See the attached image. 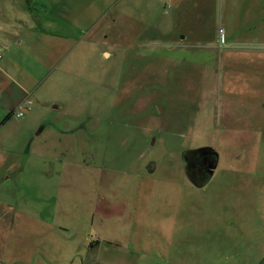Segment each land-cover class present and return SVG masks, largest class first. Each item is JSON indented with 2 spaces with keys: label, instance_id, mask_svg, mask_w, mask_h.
<instances>
[{
  "label": "rangeland",
  "instance_id": "1",
  "mask_svg": "<svg viewBox=\"0 0 264 264\" xmlns=\"http://www.w3.org/2000/svg\"><path fill=\"white\" fill-rule=\"evenodd\" d=\"M196 1L0 0V264H264V0Z\"/></svg>",
  "mask_w": 264,
  "mask_h": 264
},
{
  "label": "flooded vegetation",
  "instance_id": "2",
  "mask_svg": "<svg viewBox=\"0 0 264 264\" xmlns=\"http://www.w3.org/2000/svg\"><path fill=\"white\" fill-rule=\"evenodd\" d=\"M102 54H103V60L106 62H108L107 60L111 59V57H112V55L110 53H108V55H109L108 57H105L104 53H102ZM149 113H145V114L150 115ZM148 128H149L148 131H151V128L150 127H148ZM147 129H145L144 133L146 132ZM160 130L162 131V129H160ZM141 134H143V133L141 132ZM145 135H146V133H145ZM145 135L143 138V140L145 141L144 144L146 143ZM149 138L151 139L150 136H149ZM124 139L127 141V138H124ZM123 143H124V141H123ZM146 144L149 147L150 140ZM182 150H183L182 151V159L184 162H186V164L184 165L186 176L188 177L190 182H192V184H194L196 186H203L206 182H208V180H210V178L212 177L213 173L215 172V170L217 168L218 159H219L218 155L215 153V150L212 148L211 149H209V148L183 149L182 148ZM144 151L145 150L141 148V153L138 155V157H141L142 153ZM101 163H102L101 164V167H102L101 173H102V170H104V167L108 168V166H104L103 160ZM146 165H148V167L146 166L147 168H151V166L153 165V162L149 161V163H146ZM97 166L99 168V164ZM151 172H152V170H151Z\"/></svg>",
  "mask_w": 264,
  "mask_h": 264
},
{
  "label": "crops",
  "instance_id": "3",
  "mask_svg": "<svg viewBox=\"0 0 264 264\" xmlns=\"http://www.w3.org/2000/svg\"><path fill=\"white\" fill-rule=\"evenodd\" d=\"M198 1V0H197ZM196 1V2H197ZM200 2V1H199ZM199 2H198V6H199ZM214 5H216V4H214ZM222 7V6H221ZM208 9H209V14H211V8H210V6H208ZM214 14L215 15H217L218 17H220V20H222V12H221V10H220V12H218L217 13V11H216V9H214ZM221 15V16H220ZM220 28H222L223 29V25L222 24H220ZM184 39V37H182V40ZM210 40H211V38H210ZM210 40H208V42H207V45H209L207 48L208 49H211V41ZM199 43H202V42H205L204 41V39H202V40H197ZM225 45H227V40H226V38H225ZM263 42H264V39H263ZM216 47H218L219 48V43H218V39L216 38ZM224 45V46H225ZM221 47V46H220ZM11 87V85L10 86H8V88H6V92L5 93H7L8 92V90H13L14 88H10ZM21 93L24 95L25 93L23 92V90H21ZM5 97H1L0 98V106H1V108L3 107V108H8V106H9V104L7 103V100H8V96L7 95H4ZM20 97H22V96H20ZM23 98H24V96H23ZM19 100V99H18ZM19 102V101H18ZM21 102H22V99H21ZM20 102V103H21ZM0 108V109H1ZM17 108V107H16ZM2 110V109H1ZM91 243L92 242H90L89 243V245H88V248H87V250H89V251H93V250H97L98 249V243L99 242H97L96 244H93L92 246H91ZM99 256H97V257H95V256H89V257H86V259H85V261H84V264H132V263H134V262H132V260L130 259V258H128V257H122V258H119V257H109V258H107V259H101L100 257L98 258ZM139 263H141V264H143V262H140L139 261Z\"/></svg>",
  "mask_w": 264,
  "mask_h": 264
},
{
  "label": "built area",
  "instance_id": "4",
  "mask_svg": "<svg viewBox=\"0 0 264 264\" xmlns=\"http://www.w3.org/2000/svg\"><path fill=\"white\" fill-rule=\"evenodd\" d=\"M218 41L220 43V45H223L225 44V35H224V32H223V29H219V32H218ZM32 106V103L31 101L27 100V101H22L18 107L16 108L17 112H16V116L17 117H22L23 116V113L28 111Z\"/></svg>",
  "mask_w": 264,
  "mask_h": 264
},
{
  "label": "trees",
  "instance_id": "5",
  "mask_svg": "<svg viewBox=\"0 0 264 264\" xmlns=\"http://www.w3.org/2000/svg\"><path fill=\"white\" fill-rule=\"evenodd\" d=\"M92 243H93V244H96L97 242H96V241H94V242H92ZM92 243H91V246L93 245Z\"/></svg>",
  "mask_w": 264,
  "mask_h": 264
}]
</instances>
